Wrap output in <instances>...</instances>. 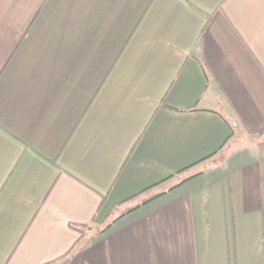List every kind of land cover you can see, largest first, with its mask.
I'll list each match as a JSON object with an SVG mask.
<instances>
[{
    "label": "crops",
    "instance_id": "crops-1",
    "mask_svg": "<svg viewBox=\"0 0 264 264\" xmlns=\"http://www.w3.org/2000/svg\"><path fill=\"white\" fill-rule=\"evenodd\" d=\"M66 259L264 264V0H0V264Z\"/></svg>",
    "mask_w": 264,
    "mask_h": 264
},
{
    "label": "trees",
    "instance_id": "trees-1",
    "mask_svg": "<svg viewBox=\"0 0 264 264\" xmlns=\"http://www.w3.org/2000/svg\"><path fill=\"white\" fill-rule=\"evenodd\" d=\"M221 148H223V145ZM212 156L206 157L205 159H202V160L196 162L195 164H192L189 167L182 169L181 171L171 175L169 178L162 180V181H160V182H158V183H156V184H154V185L130 196L129 198L118 203L117 205H115V206H119L122 204H130L131 205L128 208H126L120 214L118 219L123 217L124 215L129 214L130 212L144 206L145 204H148L152 200L162 196L163 194L169 192L170 190H174L175 188L181 186L185 182H187V181L199 176L200 174H202V171H197V172H194L192 174H189V172L192 169H195L198 166H200L201 164L208 161ZM114 222H115V220H114ZM109 226L110 225H108L106 228H108ZM67 261H68V259L64 260L61 264H66Z\"/></svg>",
    "mask_w": 264,
    "mask_h": 264
}]
</instances>
